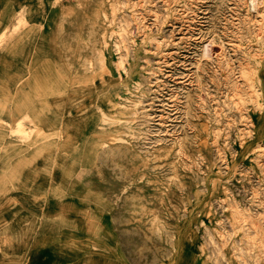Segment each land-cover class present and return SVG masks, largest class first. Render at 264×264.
I'll return each mask as SVG.
<instances>
[{"label": "rangeland", "instance_id": "1", "mask_svg": "<svg viewBox=\"0 0 264 264\" xmlns=\"http://www.w3.org/2000/svg\"><path fill=\"white\" fill-rule=\"evenodd\" d=\"M35 27L44 69L0 105L24 113L0 118L4 264L36 241L56 264H264V0H45L0 49Z\"/></svg>", "mask_w": 264, "mask_h": 264}, {"label": "crops", "instance_id": "2", "mask_svg": "<svg viewBox=\"0 0 264 264\" xmlns=\"http://www.w3.org/2000/svg\"><path fill=\"white\" fill-rule=\"evenodd\" d=\"M45 0H0V36L3 34V30L10 28L16 18V14L20 12L22 8H41L44 7ZM34 26L39 27V21L32 22ZM34 34V39H37V48L33 47V44L29 40L25 42V39L21 37L22 32L16 38L15 42H11L9 45L5 46L3 49H0V105L3 103V100L11 99L13 96V91L8 90V84L4 83L7 76L13 78H21V74L25 70L26 63H32L37 55L38 65L40 70L43 71L45 66V47H44V33L40 31ZM31 45V47H28ZM12 58H9V57ZM29 56H33L32 60H29ZM26 57H28L27 62ZM11 65V67L9 66ZM9 66V68H8ZM41 66V67H40ZM21 82V80H19ZM10 89H15L20 86L19 83H9ZM22 103H24L22 101ZM12 113V112H11ZM8 112L0 113V118L2 120H11L15 121L22 119L24 113H20L19 116H15ZM16 167H23L22 164H17ZM19 199H25L24 195H18ZM41 242L36 241L32 245L34 251L30 256L25 257L23 261L27 264H56L58 257L53 255L51 248L40 249L42 245ZM16 247V245H12ZM19 247V245H18ZM23 247V245H21ZM54 248V247H53ZM13 258L12 255L0 256V264L8 263Z\"/></svg>", "mask_w": 264, "mask_h": 264}, {"label": "bare ground", "instance_id": "3", "mask_svg": "<svg viewBox=\"0 0 264 264\" xmlns=\"http://www.w3.org/2000/svg\"><path fill=\"white\" fill-rule=\"evenodd\" d=\"M125 67V66H124ZM126 71V70H125Z\"/></svg>", "mask_w": 264, "mask_h": 264}]
</instances>
